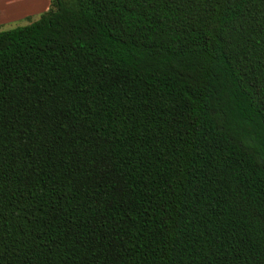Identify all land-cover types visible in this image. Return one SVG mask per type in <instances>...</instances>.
I'll use <instances>...</instances> for the list:
<instances>
[{
    "label": "trees",
    "instance_id": "trees-1",
    "mask_svg": "<svg viewBox=\"0 0 264 264\" xmlns=\"http://www.w3.org/2000/svg\"><path fill=\"white\" fill-rule=\"evenodd\" d=\"M0 264H264V0L0 31Z\"/></svg>",
    "mask_w": 264,
    "mask_h": 264
},
{
    "label": "crops",
    "instance_id": "crops-1",
    "mask_svg": "<svg viewBox=\"0 0 264 264\" xmlns=\"http://www.w3.org/2000/svg\"><path fill=\"white\" fill-rule=\"evenodd\" d=\"M48 0H0V27L47 10Z\"/></svg>",
    "mask_w": 264,
    "mask_h": 264
},
{
    "label": "rangeland",
    "instance_id": "rangeland-1",
    "mask_svg": "<svg viewBox=\"0 0 264 264\" xmlns=\"http://www.w3.org/2000/svg\"><path fill=\"white\" fill-rule=\"evenodd\" d=\"M49 2V0H48ZM49 7V6H48ZM44 12V11H43ZM43 12H39L36 14H32V15H27L26 17L22 18V19H18L15 20L13 22L8 23V25H3L4 27H0V31H4V30H9L15 27H21V26H25L28 23L37 20V18L40 16L41 13Z\"/></svg>",
    "mask_w": 264,
    "mask_h": 264
}]
</instances>
